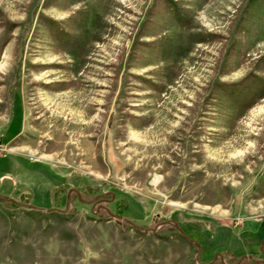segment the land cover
<instances>
[{
  "label": "rangeland",
  "instance_id": "rangeland-1",
  "mask_svg": "<svg viewBox=\"0 0 264 264\" xmlns=\"http://www.w3.org/2000/svg\"><path fill=\"white\" fill-rule=\"evenodd\" d=\"M165 1L0 0V264H264V0Z\"/></svg>",
  "mask_w": 264,
  "mask_h": 264
},
{
  "label": "trees",
  "instance_id": "trees-1",
  "mask_svg": "<svg viewBox=\"0 0 264 264\" xmlns=\"http://www.w3.org/2000/svg\"><path fill=\"white\" fill-rule=\"evenodd\" d=\"M165 3H166V6L168 7V8H171V9H174L173 11H175V14L176 15H178V13H179V11H177V9H176V5H174L175 3H170L169 1H165ZM174 6H175V8H174ZM178 12V13H177ZM50 28H52V30H53V32H55L54 34H55V39L56 40H58V42H62L63 44H65V45H71L70 43H72L73 42V39L72 38H70V36L69 35H67L66 34V32H64L62 29H59V27H57V26H55V25H50ZM230 90L231 89V91H238L239 89H241V87H236L235 85H232V86H230V87H228V88H226V90ZM233 89V90H232ZM264 95V94H263ZM76 190H77V192H79L80 194H84V195H87V196H91L92 195V192L94 191L93 190V187L92 186H86L85 188H84V192H81L80 190H79V187L78 188H76ZM98 193V192H97ZM94 196V195H93ZM1 198H4V197H2V196H0ZM74 198H76L77 199V194H75L74 195ZM121 206H123V204H120L119 205V207H121ZM120 210V209H119ZM104 213L109 217V214L106 212V211H104ZM199 221H201L203 224H204V226L206 227V228H210V229H212V228H216V227H223V225L221 224V223H219L217 220H214V221H212V222H210L209 220H203V219H198ZM175 228V227H174ZM176 229V228H175ZM177 230V229H176ZM259 252L260 251H258V252H256V253H251V254H254V255H257V256H259ZM228 253V252H227ZM223 256V258L224 257H226V254H223L222 255ZM228 257V260H230L231 259V261L232 262H237L238 261V259H239V257L238 258H236L235 259V261L233 260L235 257L234 256H227ZM226 257V258H227ZM239 264H244V262H240Z\"/></svg>",
  "mask_w": 264,
  "mask_h": 264
},
{
  "label": "water",
  "instance_id": "water-1",
  "mask_svg": "<svg viewBox=\"0 0 264 264\" xmlns=\"http://www.w3.org/2000/svg\"><path fill=\"white\" fill-rule=\"evenodd\" d=\"M74 191H76L77 192V190H74ZM103 194V192L102 193H100L98 196H101ZM111 194H112V196L114 197V193L113 192H111ZM78 198L80 199V197L78 196ZM11 201H13L14 203H16V204H20V205H25V206H27V207H29V208H37V207H35V206H33V205H31V204H29V203H21V202H18V201H15V200H12L11 199ZM48 210H52V209H48ZM127 222H129V223H131V224H133L131 221H129L128 219H125ZM165 222H167V221H165ZM135 226H138L137 224H134ZM175 227H176V229L180 232V233H182V234H184V231L177 225V224H175L174 225ZM189 240H191V241H193L196 245H197V255H196V258L198 259V253H199V251H200V249H201V247H200V244L197 242V241H195L194 239H191L190 237H188L186 234H184Z\"/></svg>",
  "mask_w": 264,
  "mask_h": 264
},
{
  "label": "flooded vegetation",
  "instance_id": "flooded-vegetation-1",
  "mask_svg": "<svg viewBox=\"0 0 264 264\" xmlns=\"http://www.w3.org/2000/svg\"><path fill=\"white\" fill-rule=\"evenodd\" d=\"M75 190V189H74ZM76 192V191H75ZM75 194H77L78 195V192H76ZM79 199V198H78ZM107 204V203H106ZM105 211V210H104ZM129 223V222H128ZM131 224V223H130Z\"/></svg>",
  "mask_w": 264,
  "mask_h": 264
}]
</instances>
